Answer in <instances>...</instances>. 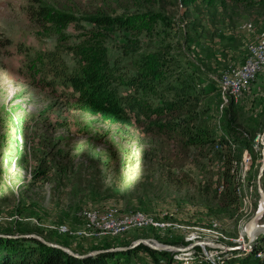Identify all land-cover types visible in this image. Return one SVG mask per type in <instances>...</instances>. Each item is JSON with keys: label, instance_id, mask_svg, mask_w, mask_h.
Segmentation results:
<instances>
[{"label": "rangeland", "instance_id": "obj_1", "mask_svg": "<svg viewBox=\"0 0 264 264\" xmlns=\"http://www.w3.org/2000/svg\"><path fill=\"white\" fill-rule=\"evenodd\" d=\"M36 1L74 14L83 28L39 29L27 14ZM99 14L136 29L92 36L86 18ZM263 31L264 0H0V231L13 235L0 237L22 244L20 234H35L77 254L138 238L180 248L207 240L231 254L246 241L258 184L264 192V67L236 96L217 78L242 64L246 45ZM77 45L103 51L114 73L147 77L139 82L151 90L148 112L127 125L108 124L74 109L70 89L47 86L44 55L56 53L73 68L70 48ZM178 83L193 86L195 99L181 96L170 107ZM227 184L236 188L233 202L223 196ZM108 207L138 210L163 227L79 233L82 210ZM257 222L264 224V211ZM200 245L196 250L206 251ZM12 247L0 242L2 254ZM217 249L189 261L183 252L161 251L173 260L177 254V263L221 264ZM236 251L234 257L242 253ZM136 253L135 264L165 258L144 247Z\"/></svg>", "mask_w": 264, "mask_h": 264}, {"label": "trees", "instance_id": "obj_2", "mask_svg": "<svg viewBox=\"0 0 264 264\" xmlns=\"http://www.w3.org/2000/svg\"><path fill=\"white\" fill-rule=\"evenodd\" d=\"M27 14L28 18L31 21L33 20L39 29L46 30L48 34H54L69 25L77 26L76 28L79 29L83 28L79 23L80 18L74 14L59 11L39 1L28 8ZM86 21L93 26L89 31L92 36L101 34L102 37H105L107 34L104 31L110 30L126 33L136 29L134 22H128L126 19H113L109 14H99L95 17L86 18ZM84 34H88V32H84ZM70 51L77 63L75 67L70 68L60 55L50 52L44 55L42 59L41 71L43 81L47 86L60 85L75 93L74 109L96 116L108 124L121 126L129 124L132 117L138 119L139 115L148 112L150 105L145 100L151 90L146 89L148 86L146 80L139 82L143 78H147L140 71L131 70V72L118 71L114 73L115 71L110 70L108 67L109 61L105 58V53L103 51L102 53L100 51L95 53L88 45L72 46ZM102 62H104V65H102ZM47 77H49L48 80ZM143 91L145 93H142ZM175 92L176 96L169 101L170 107L176 106L175 103L181 99V96L185 100L195 99V90L191 85L178 83ZM220 143L225 144L226 141L221 139ZM225 181L230 184L229 179ZM228 184L227 193L223 196L233 202L236 200V188ZM16 240L15 238L0 237V242L11 241L13 244L11 252L2 254L0 251V264H135L132 258L138 254L136 252L142 247L154 254H162L165 258L163 257L164 259L160 260L161 263H177L171 259L172 253L157 251L142 243L125 250L100 252L79 258L57 247L45 245L32 237L19 238L22 244ZM128 245V243H121L106 247ZM94 249L96 248L91 250ZM234 253H237V251L233 250L230 255L223 258L222 264H235L236 261L251 264L252 260L253 262H259L257 258L252 256L253 254L262 253L264 257V235L257 238L250 253L242 255L243 261L236 260L239 257H234ZM177 264L182 263L178 262Z\"/></svg>", "mask_w": 264, "mask_h": 264}, {"label": "bare ground", "instance_id": "obj_3", "mask_svg": "<svg viewBox=\"0 0 264 264\" xmlns=\"http://www.w3.org/2000/svg\"><path fill=\"white\" fill-rule=\"evenodd\" d=\"M221 89L226 90L228 92V94H230L232 96H236L240 93V91H242L241 89H225V88H221ZM258 208L260 210L262 209V206H260V201H259ZM262 215L257 216V221L262 217ZM79 216L83 221L82 223L84 224V226L82 227L83 229H81L82 231L79 230V233H85L87 235H95V236H97V235L100 236V235H104V234L113 235V234L124 232V230H126L128 228L130 229L131 227H134V228L135 227H141V226L145 227L146 225H149V227H150V225H152L151 226L152 228H153V226L159 227V228L163 227V223H159V221L155 220L151 216H149L143 212H140L138 210L119 213L117 208H113V207H108V208L103 209V210L88 208V209L82 210L79 213ZM258 227H259V223L254 222L251 226V230L255 231ZM61 230L66 231L67 227L61 226ZM243 232H244V229H243ZM244 234L246 236L245 232H244ZM259 236H261V235H258L255 238V240L250 242V243H246V241H244V239L241 238V241H238V245L234 249L240 250L242 253L238 254L236 256L239 257V255L242 256V255H245L247 253H250L252 251V247L254 246L253 242H255ZM191 238H194L193 234H192ZM151 240H153V239H151ZM202 241L204 242L205 240H200V241L196 240L195 242H202ZM153 242H156V241L153 240ZM207 242H210V241H207ZM190 244H192V243H190ZM199 244H202L199 247H201V249L204 250L206 244H204V243H199ZM199 244H197V245H199ZM209 246H212V245H209ZM197 247L198 246H196V248ZM212 247H214V246H212ZM184 248H182L181 251H178V252H183L182 254L184 257L188 256V257H185L186 261L193 259L189 256L190 255L189 253H185ZM216 248H218V247H216ZM228 249H230V248H219L215 251L214 256L219 262H221V264H222L223 258H226L230 254L231 249L230 250H228ZM167 250H169L171 252L173 251L172 249H167ZM176 256H177V254L173 255V257L175 259H176ZM224 256H226V257H224ZM207 257L210 258L209 256H207ZM255 258H257L259 260L258 263H264V258L261 254H256ZM235 264H243V263H235Z\"/></svg>", "mask_w": 264, "mask_h": 264}, {"label": "built area", "instance_id": "obj_4", "mask_svg": "<svg viewBox=\"0 0 264 264\" xmlns=\"http://www.w3.org/2000/svg\"><path fill=\"white\" fill-rule=\"evenodd\" d=\"M262 67H264V31L260 33L255 41L249 42L246 45V57L242 64L236 68H229L217 78L218 87L225 89H244L246 84ZM187 246H190V244L183 247ZM207 250L210 251L209 245H206ZM206 251L196 250V245L185 249V253H189L190 257H200L201 259L202 252ZM252 257H256V254H253ZM211 261L212 258L210 259Z\"/></svg>", "mask_w": 264, "mask_h": 264}, {"label": "water", "instance_id": "obj_5", "mask_svg": "<svg viewBox=\"0 0 264 264\" xmlns=\"http://www.w3.org/2000/svg\"><path fill=\"white\" fill-rule=\"evenodd\" d=\"M262 170H263V163L261 164V166L259 168V171H260L259 176L261 175ZM258 192L260 195V206H262V209L260 210L259 209L260 207H259L257 209L255 215L244 226V232L246 233V243H250V242L254 241L258 235L264 234V224H259V227L255 231L251 230L252 224L254 222H257V216L262 215L263 211H264V192L259 187V184H258ZM0 236H13V235H9V234H6L5 232L0 231ZM19 236L35 238V239L39 240L41 243H44L45 245L57 247V248L61 249L62 251L66 252L68 254H71L75 257H79V258L89 256V255H94V254L100 253V252H106V251H112V250H125V249L132 248V247H134L140 243H142V244H144V245H146L152 249L158 250V251L172 249L174 252H178V251H181V249H182L180 247L170 245V244H161L158 242H153V240H151V239L138 238L128 246L110 247L107 249L92 250L86 254H76V253L72 252V250L67 248V247L48 242V241L44 240L42 237L35 235V234H20ZM199 243H204L206 245H212V246L218 247V248H229V247H225L223 245L217 244V243H212V242H207V241L193 242L192 244H190V246L197 245ZM190 246H187L184 249H186Z\"/></svg>", "mask_w": 264, "mask_h": 264}]
</instances>
